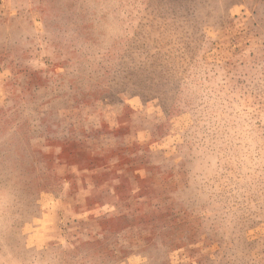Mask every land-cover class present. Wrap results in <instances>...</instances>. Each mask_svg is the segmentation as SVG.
Returning <instances> with one entry per match:
<instances>
[{
    "label": "rangeland",
    "instance_id": "rangeland-1",
    "mask_svg": "<svg viewBox=\"0 0 264 264\" xmlns=\"http://www.w3.org/2000/svg\"><path fill=\"white\" fill-rule=\"evenodd\" d=\"M0 264H264V0H0Z\"/></svg>",
    "mask_w": 264,
    "mask_h": 264
}]
</instances>
